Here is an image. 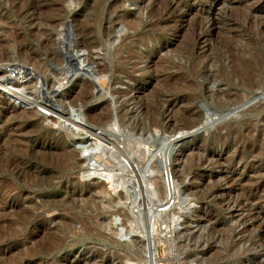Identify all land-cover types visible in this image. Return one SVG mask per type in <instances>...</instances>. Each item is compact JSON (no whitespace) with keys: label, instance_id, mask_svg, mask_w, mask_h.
Here are the masks:
<instances>
[{"label":"rangeland","instance_id":"obj_1","mask_svg":"<svg viewBox=\"0 0 264 264\" xmlns=\"http://www.w3.org/2000/svg\"><path fill=\"white\" fill-rule=\"evenodd\" d=\"M1 76L22 83L0 93V264H264V0H0ZM86 167L124 183L96 195L105 228L80 216ZM41 180L48 227L23 210ZM54 223L60 250L30 253Z\"/></svg>","mask_w":264,"mask_h":264},{"label":"bare ground","instance_id":"obj_2","mask_svg":"<svg viewBox=\"0 0 264 264\" xmlns=\"http://www.w3.org/2000/svg\"><path fill=\"white\" fill-rule=\"evenodd\" d=\"M133 25V24H132ZM65 32V31H64ZM85 34V33H84ZM76 35H78V34H76ZM80 36V35H79ZM83 36V35H82ZM78 37V36H77ZM65 39V40H64ZM79 39V38H78ZM59 41V44H60V46H61V52H62V55L64 56V58H65V56H68V52H67V49H66V47H67V45H69L68 43H67V41H66V38H65V35L63 36V39H59L58 40ZM76 41V40H75ZM81 41V40H80ZM78 42V41H77ZM82 42V41H81ZM72 44H73V42H72ZM79 44V43H78ZM92 44V43H91ZM81 45V44H80ZM78 47H80L79 45H77ZM83 46H84V44H83ZM82 46V47H83ZM80 49V48H79ZM59 50V49H58ZM87 56V55H86ZM98 67V66H97ZM243 73L245 72L244 70L242 71ZM245 74H247L248 75V73H245ZM7 75V74H6ZM247 75H245L246 77H248ZM250 75V74H249ZM78 77V76H80V77H84L83 76V74L82 73H79L78 71H74V73H71V75H70V77H69V75L67 74L66 76H65V78L64 79H69V78H73V77ZM23 77V76H22ZM4 78H6L5 76H1L0 77V93H4V92H6L9 88H18V86L19 85H21V83H22V79H19V78H12V79H10L9 80V82L7 81L8 79H4ZM249 78V77H248ZM243 80H244V78H242ZM70 80V79H69ZM68 80V81H69ZM63 81L64 80H62L61 81V83H60V88H61V90H62V88H63V85H65L64 83H63ZM77 81H82L83 82V85H82V83H81V85H79V87H77L76 86V84L78 83H75V84H73V86H71L68 90H65V95L66 96H68L70 93H72V96L73 97H75V98H80V97H84V95L87 93L86 91L88 90V87H91V84L88 82V80L84 77V79H79V80H77ZM240 81V80H239ZM252 81V80H251ZM248 82H250V81H248ZM40 83V82H39ZM246 83V82H245ZM245 85V84H244ZM251 85V84H250ZM249 85V86H250ZM77 87V88H76ZM59 88V89H60ZM227 92H229V91H226V93ZM210 93V92H209ZM219 93L217 92V93H215V94H211L210 96H211V98H212V101L213 102H215L216 104H222V103H224L225 101H227L228 99H230L229 97V95L230 94H225L224 95V97H222V96H220V94L218 95ZM12 98V97H11ZM191 99V98H190ZM190 99H188L187 98V100L189 101ZM229 101V100H228ZM231 102V101H230ZM81 104V103H80ZM190 104L192 105L193 103L192 102H190ZM188 105V104H187ZM187 105H185V107L187 106ZM47 106H50V105H47ZM44 109V108H43ZM41 110L40 109V111H44V110ZM185 109V108H184ZM187 109H188V107H187ZM192 109V108H191ZM195 110V109H194ZM108 111V110H107ZM106 111V113L108 114V112ZM185 111H187L188 112V110H185ZM193 112V111H192ZM181 113H183V112H181ZM94 115H99L100 114V112H96V113H93ZM183 114H185V113H183ZM187 114V113H186ZM92 115V114H91ZM188 115H192L191 113H189ZM193 116V115H192ZM188 117V116H187ZM77 124V123H76ZM154 124H155V122H154ZM108 125H110L109 123H108ZM13 127V126H12ZM103 129H105V128H103ZM103 129L101 130V128H97L96 129V131L97 130H99V131H103ZM108 129H110V128H108ZM106 130V129H105ZM260 130V129H259ZM96 131H95V134H96ZM104 132H106V131H104ZM176 132V131H175ZM175 132H173V134L175 135ZM259 132V131H258ZM108 133V132H107ZM261 133V132H260ZM172 137V136H171ZM168 138V137H167ZM177 139V138H176ZM255 142H256V140H255ZM102 143V142H101ZM256 143H258V142H256ZM255 143V144H256ZM254 144V145H255ZM102 146V145H101ZM104 146H106V145H104ZM92 148H94V147H92ZM171 145L169 146V150H171ZM91 149V148H90ZM85 151H87V150H85ZM91 151V150H90ZM93 151V150H92ZM88 152V151H87ZM91 153V152H90ZM88 154V153H87ZM169 154H170V151L166 154L167 156H169ZM59 157H60V159L59 160H61V159H64V161L66 160L69 164L71 163V164H73V163H76V161H77V159L76 158H73V150H69V149H66V148H62V150L60 151V153H59ZM75 157V156H74ZM117 159H120V158H118V156H117ZM4 160V159H3ZM123 160V159H122ZM94 162V161H93ZM116 162L119 164V162H121L120 160H119V162H118V160H116ZM126 163L128 162V161H125ZM63 163V162H62ZM66 164V163H65ZM94 164V163H93ZM23 165V164H22ZM62 165V164H61ZM116 165V164H115ZM127 165V164H126ZM63 166H64V164H63ZM121 166H122V164H121ZM137 166V165H136ZM123 167H124V165H123ZM126 167V166H125ZM89 168V167H88ZM87 167L85 168V170H86V172L84 173L85 175H87V176H89L90 174H91V176L93 175L95 178H98V177H102L103 178V180L101 181V183H99V185L98 186H96V189H94L93 190V192H89V193H91V196L90 195H88V196H90L89 198H87V199H82V200H84V202H85V200H86V210H84V211H87V215L85 216V215H80L81 217H87L88 219H91V225H93V224H95L96 226H98L99 225V229L100 228H105L106 226H107V224H106V220H105V218L104 217H99V216H101L102 214H103V210H101L100 209V207L98 206V203H97V201H96V199L98 198L96 195H104L102 198H101V200H102V203L104 204L105 202L106 203H108L107 202V200H106V197H105V195H108V199L110 198L112 201L111 202H113V201H119L121 198H122V194L123 193H121V192H117L116 190L117 189H119L120 188V185H122V183H123V180L122 179H120L119 178V176H117V175H114L115 173H113L112 174V176H110V177H108L107 175H105V174H103L102 175V173H101V175L99 174V171H95V170H89ZM108 168V167H107ZM117 168V167H116ZM128 168H130V167H128ZM136 168V167H135ZM25 169H27V168H25ZM24 170V169H23ZM132 170V169H131ZM19 171V170H18ZM22 171V170H21ZM30 171V170H29ZM122 171V170H121ZM123 171H124V169H123ZM127 171V170H126ZM99 174V175H98ZM83 175V174H82ZM138 175V174H137ZM36 176V175H35ZM81 176V175H80ZM138 176H141V175H138ZM37 177V176H36ZM85 177V176H84ZM2 178V177H1ZM139 179H140V177H139ZM154 179V178H153ZM134 184L133 185H135V187L138 185V183H139V181H138V179L137 178H135L134 179ZM39 183L40 184H42V186H41V189L36 193V197H37V200L38 201H34L32 204H30V205H27L25 208H23V210L24 211H27V212H29L30 210L31 211H33L34 210V212H35V220H36V223H37V221H38V226H43L44 224H45V226H47L48 225V223H51L52 222V219H50V218H48V217H46V216H43L42 214L44 213L43 212V207H45V205L47 204V201L45 200V198H46V195L48 196L49 195V198L50 197H56L55 196V193L53 192V191H46L45 189H44V187H43V185L44 184H47V183H49V180H41V181H39ZM105 183V184H104ZM162 183V182H161ZM124 184V183H123ZM19 185V184H18ZM35 185V184H34ZM161 185V184H160ZM165 185V184H164ZM80 186H82V187H86V184L85 183H82ZM107 187V188H106ZM113 188H115V189H113ZM159 188V187H158ZM162 188V187H161ZM155 190V189H154ZM158 190V189H157ZM162 190V189H161ZM34 191V190H33ZM141 191V190H140ZM92 193L94 194V196L92 195ZM136 193V192H135ZM88 194V193H87ZM150 194V193H149ZM70 195V194H69ZM114 195V196H113ZM134 195V194H133ZM151 195V194H150ZM163 195V194H162ZM161 195V196H162ZM71 196V195H70ZM138 196V195H137ZM140 197V196H139ZM138 197V198H139ZM154 197V196H153ZM167 197V196H166ZM56 199V198H55ZM67 199V198H66ZM100 199V198H99ZM109 199V200H110ZM124 199V198H123ZM129 199H131V197L129 198ZM133 199V198H132ZM154 199H156V198H154ZM49 200V199H48ZM136 200V199H135ZM157 200V199H156ZM162 200V199H161ZM55 201V200H54ZM60 202H61V200H59ZM69 201V200H68ZM152 201V200H151ZM164 201V200H163ZM52 202V201H51ZM59 202V203H60ZM84 202H82L83 204H84ZM101 202V201H100ZM134 202V201H133ZM142 202V201H141ZM171 202V201H170ZM64 203V202H63ZM66 203V202H65ZM72 203V202H71ZM56 204V203H55ZM58 204V203H57ZM61 204V203H60ZM83 204H81V205H83ZM65 205V204H64ZM85 205V204H84ZM83 205V206H84ZM105 205V204H104ZM133 205H135V204H133ZM76 206H79V205H76ZM130 206V205H129ZM168 206V205H167ZM80 207V209H81V207L82 206H79ZM79 207H78V209H79ZM70 208V207H69ZM77 208V207H76ZM75 208V209H76ZM84 209H85V206L83 207ZM82 208V209H83ZM161 208V207H160ZM167 208V207H166ZM49 209V208H48ZM79 209V210H80ZM81 209V210H82ZM161 209H163V208H161ZM46 210H47V208H46ZM77 210V209H76ZM135 210V209H134ZM137 210V209H136ZM44 211H45V209H44ZM53 211H54V209H53ZM78 211V210H77ZM116 211H117V209H116ZM43 212V213H42ZM46 213H47V211H45ZM48 212H50V211H48ZM52 212V211H51ZM50 212V213H51ZM79 212V211H78ZM77 212V213H78ZM113 212V211H112ZM118 212V211H117ZM116 212V213H117ZM76 213V212H75ZM111 213V212H110ZM109 213V214H110ZM126 213H127V211H126ZM132 213V212H131ZM138 213V212H137ZM136 213V214H137ZM47 214H49V213H47ZM54 214H55V212H54ZM57 214V213H56ZM60 214V213H59ZM79 214V213H78ZM80 214H81V212H80ZM82 214H86V213H82ZM128 214V213H127ZM127 214H125V215H127ZM50 216H54L53 215V213H52V215L51 214H49ZM73 215V214H72ZM75 215V214H74ZM74 215H73V217H74ZM111 215V214H110ZM128 215H130V214H128ZM134 215V214H133ZM79 216V215H78ZM32 217V216H31ZM59 217L61 218L62 216H60L59 215ZM99 217V218H98ZM129 217V216H128ZM56 218H57V216H56ZM69 218V217H68ZM77 218V217H76ZM97 219L98 218V220H101V221H98L97 223L95 222L94 223V221H92L93 219ZM101 218V219H100ZM121 218V217H120ZM126 218V217H125ZM55 219V218H54ZM59 219V218H58ZM75 219V218H74ZM78 219V218H77ZM76 219V220H77ZM83 219V218H82ZM95 219V220H96ZM130 219V218H129ZM136 219H137V217H136ZM62 219H60V221H61ZM69 220H71V219H69ZM120 220V219H119ZM128 220V219H127ZM54 221V220H53ZM56 221H59V220H56ZM55 221V222H56ZM65 221V220H64ZM123 221V220H122ZM129 222H127V221H125L124 220V222H122V224L124 225V227L125 226H127V225H129V231L130 230H132V228L134 227L135 228V226L134 225H136V223L134 222V220L133 219H130V220H128ZM69 222V221H68ZM71 222H72V220H71ZM70 222V224H72V223H74V222H72L71 223ZM81 222H83L84 223V221L82 220ZM87 222L89 223V220H87ZM35 223V224H36ZM53 223V222H52ZM57 223V222H56ZM56 223H54V225L56 224ZM111 223H113V222H111ZM111 223H109V225H113V224H111ZM67 224V223H66ZM80 224V223H79ZM88 224H86V226H87ZM90 225V224H89ZM50 226H51V224H50ZM56 226V225H55ZM57 226H62V224H57ZM56 226V227H57ZM82 226V225H81ZM85 226V225H84ZM83 226V227H84ZM137 226V225H136ZM48 227V226H47ZM95 227V226H94ZM68 228H70L69 226H62V228H60L59 229V227H57V228H55L54 227V231L52 232V235H49L50 237L49 238H46V239H49L48 241H47V243L46 244H39L37 247H32V246H29L30 248H28L29 250V252L31 253V251L32 250H37L38 252H39V254L38 255H41V254H45L46 256L48 255V253H50V254H52V253H54L55 251H57V250H60V248H61V246H63L62 244H63V241H64V239L65 240H67L66 239V237H67V230H68ZM46 229H48V228H46ZM49 229H51V228H49ZM52 229H53V227H52ZM85 230H86V228H84ZM90 230V227H89V229H87L86 231L88 232ZM97 230V229H96ZM119 229H115V230H113V233H115L114 231H118ZM46 231V230H45ZM49 231V230H48ZM92 231H95V230H92ZM91 230L89 231V232H92ZM98 231H100V230H98ZM120 231V230H119ZM225 231V230H224ZM51 232V231H50ZM88 232V233H89ZM86 233V232H85ZM94 233H96V232H94ZM99 233V232H98ZM105 233V232H104ZM103 233V234H104ZM42 234V233H41ZM49 234V233H48ZM51 234V233H50ZM91 234H93V233H91ZM106 234V233H105ZM44 235V234H43ZM70 234H68V236H69ZM89 235V234H88ZM103 236V235H102ZM44 237H46V235L44 236ZM43 237V238H44ZM99 237H101V235L99 236ZM104 237V236H103ZM102 237V238H103ZM232 237H233V235L229 232V233H227V235H226V237L225 238H227L226 240H228V239H231L232 240ZM106 238V237H105ZM108 238V237H107ZM45 239V238H44ZM45 239V240H46ZM43 240V239H42ZM225 240V239H224ZM46 242V241H45ZM45 242H43V243H45ZM32 243V242H31ZM65 243V242H64ZM33 245V244H32ZM65 245H66V243H65ZM234 245H235V242H234V239H233V241H230V242H228V245H226L225 246V250L227 251V253L231 256V257H239L240 256V254H239V252H237V251H235V249H234ZM208 246V245H207ZM212 246V245H211ZM28 246H26V248H27ZM35 248V249H34ZM67 248V247H66ZM208 249V248H207ZM62 250V249H61ZM63 250H65V248L63 249ZM27 252V251H26ZM34 252V251H33ZM58 252H60V251H58ZM41 253V254H40ZM96 254H100V252L99 253H97L96 252ZM45 255H44V258H45ZM41 256H43V255H41ZM53 256V255H52ZM39 258H40V256H39ZM43 259V258H42ZM46 259V258H45ZM102 260V259H101ZM44 261V260H43ZM25 262V261H24Z\"/></svg>","mask_w":264,"mask_h":264}]
</instances>
